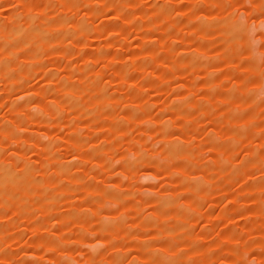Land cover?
Masks as SVG:
<instances>
[{"label":"rangeland","instance_id":"374dc122","mask_svg":"<svg viewBox=\"0 0 264 264\" xmlns=\"http://www.w3.org/2000/svg\"><path fill=\"white\" fill-rule=\"evenodd\" d=\"M0 264H264V0H0Z\"/></svg>","mask_w":264,"mask_h":264},{"label":"bare ground","instance_id":"6f19581e","mask_svg":"<svg viewBox=\"0 0 264 264\" xmlns=\"http://www.w3.org/2000/svg\"><path fill=\"white\" fill-rule=\"evenodd\" d=\"M5 172H7V173H11V171H10V170H8V169H7V170H5Z\"/></svg>","mask_w":264,"mask_h":264}]
</instances>
